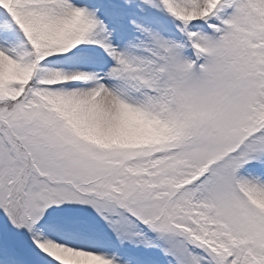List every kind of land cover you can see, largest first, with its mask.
Here are the masks:
<instances>
[{"label": "snow or ice", "instance_id": "6c2138e0", "mask_svg": "<svg viewBox=\"0 0 264 264\" xmlns=\"http://www.w3.org/2000/svg\"><path fill=\"white\" fill-rule=\"evenodd\" d=\"M0 264H264V0H0Z\"/></svg>", "mask_w": 264, "mask_h": 264}]
</instances>
